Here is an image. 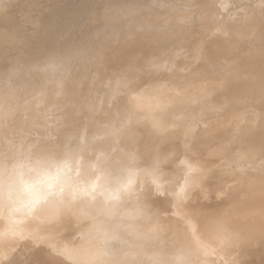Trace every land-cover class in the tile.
<instances>
[{
    "label": "rangeland",
    "instance_id": "1",
    "mask_svg": "<svg viewBox=\"0 0 264 264\" xmlns=\"http://www.w3.org/2000/svg\"><path fill=\"white\" fill-rule=\"evenodd\" d=\"M159 2L162 4V10L159 8V11H156L155 8L159 5ZM189 2V0H0V50L2 49V52L0 51V56L3 55L1 57H4L6 60L8 59L7 61L4 58L0 59V184L6 187L2 190L3 195L14 198L18 195L20 190L19 194L25 202H30L31 200L32 202H36V205H44V199L47 198V195L49 197L51 194L54 195L58 193L55 194V196H61L64 193L67 194V190H69L74 194H78V198L82 197L84 200L88 198L89 200H94L97 197V199L103 198L107 201H111L112 205L114 207L116 206V211H122L124 179L136 178L141 172L140 169L144 168L145 165H156L165 171H161L162 175H160L162 177L160 179V185H163L164 188L169 184L172 185V189L167 192L165 196L160 198L159 203L162 204V206L157 208V211L161 209L162 211L160 212H162V214L165 212V216L171 214H168V212H171L170 203L168 202L174 191H176V186H178V183L181 181L183 173L185 174V166L187 165L185 163V165L182 164V152H178V150L175 151L174 147L170 148V145L166 150V159L158 153H154L155 151H153L154 148L152 147L155 142L150 144L151 141H149L148 138H153L154 135L155 140L158 141L159 139H164L166 133L168 134L175 130V132H179V136L181 140H183L185 135L180 128L182 125L177 122L179 111L176 105L180 103L181 100H189L185 98L187 94H190L187 92L194 91L192 89L193 87L198 96L199 93L201 95L205 92L208 94L200 95L205 98L199 96V101L192 102L186 112L190 110L197 111L201 104L200 101H204L207 98L215 102L219 98L221 100L219 99L217 102L227 100V98H224V87L222 85V88L220 87L218 82L219 78L217 76L223 75L226 68L236 60H238L236 62L237 65L233 64L232 66L236 68L232 70L233 72H236L239 68V72L243 70L247 75L251 74L253 76L255 73L258 74L264 70L262 66L260 68V65L252 64L248 61H245V63L241 61L240 58L242 57V53L244 54V51L248 53V56L253 54L260 55L261 49L257 51V48L254 49L250 47H261L264 45H259L254 42L256 46H251V44L254 43H250L245 48H241L231 44H226L225 46L221 44L219 46H210L208 44L209 36L213 33L217 20L216 11L209 14L205 13L207 18L210 17L206 19V22L204 20V15L199 16L200 21H202L205 26L202 25L201 22H198L199 24H196L197 27H199L201 31L203 29L202 26L206 28L204 32L197 35L199 36L198 41H195L197 49L188 56L185 55L182 59V54L186 51L185 48L189 50L193 45L194 39L196 38L195 34L191 33L188 35V33L185 34L184 29H173L172 26H170L169 18H165V16H175V9L173 7L188 5ZM192 4H194L193 1ZM217 5L218 4L214 6L216 7ZM167 8H171V10L165 11ZM180 25H182V22H180ZM179 32L183 33V35H180ZM29 34L31 36H29ZM186 39L191 40L189 46ZM18 44L19 46H17ZM4 47L6 49L8 48L7 50L9 52H7L6 49L4 50ZM221 53L223 55H221ZM30 55L33 56L31 57ZM179 56L183 60L182 65L184 67L175 68L163 79L158 78L151 82L143 83V86L139 89L133 87L134 82L141 80L144 75L166 73L167 71L160 70L164 65L170 63L171 60ZM9 57H12V59ZM262 57L264 58V55H262ZM9 59H11V63ZM15 59H17V61ZM224 63L228 65L225 64L224 66ZM241 63L244 66L239 65ZM238 66L241 68L243 66V68L240 69ZM238 71L234 73V75L240 74ZM241 75L242 74H240V76ZM204 81L206 86L203 85ZM207 81H210L216 87L213 85V87H211V83ZM162 83L167 90L166 92L163 90L165 88H162L164 87ZM168 83L172 84V87H170ZM179 83H182V88ZM215 83L217 84L215 85ZM159 84L162 86L161 89H159ZM217 85H219L222 90H220ZM144 86H150L149 88L152 89L153 102L156 103L154 108L148 107L149 109H144L134 103V94ZM198 86H200V89ZM178 88H181V90ZM204 88H207V91L206 89L204 90ZM198 89L199 91H196ZM208 89H214L215 92H213V90L210 92ZM160 90H162V94ZM212 92L213 95L211 94V98H209V94ZM158 93L160 94L159 96ZM154 95L157 97H154ZM169 102L173 103L169 104ZM174 103H176V105ZM262 107L263 106H259L256 103L241 102L233 107H226L223 109L237 119H243L245 121L246 119L247 121H264V109ZM214 109L216 111H214ZM214 109L207 113V116L217 113L220 114L222 111L220 107H215ZM154 120L164 125V130H158L153 123ZM159 132L164 133H162V135ZM88 143H90V145ZM221 146L223 148L221 154L223 155V153L230 151L233 145L229 141L226 143L223 141ZM123 151L125 157L124 161ZM91 157L94 160L91 159ZM68 159L72 160L73 163L71 161L69 162ZM180 160L181 162L179 163ZM67 161L69 164L66 163ZM194 161L195 159H191L192 163ZM71 165L73 166L71 167ZM212 165L215 167L214 164H207L206 168L207 166L208 170H210V167L214 168ZM79 166H81V168H79ZM56 167H61L60 169L62 171L60 170L58 172L62 173V177L59 173L55 172L59 170L58 168L55 169ZM183 167H185L184 170ZM50 168H52V170ZM70 169H72L73 172ZM115 169H117V171H115ZM49 170H51L52 176ZM113 170L115 172H113ZM44 171L48 173L46 174ZM70 172L72 175L74 174V176H72ZM110 172L112 174H110ZM55 175L57 178L59 175L58 181L60 185L64 182L62 188L63 190L66 189L64 190L66 192H62L63 190ZM65 175L66 177L63 178ZM41 176L44 177V180ZM37 178H39V180ZM45 178L47 179L45 180ZM65 178H68V180ZM53 179L55 181H53ZM204 179L206 178H203L200 182L197 180L195 181V189L198 187L195 193L199 199H202L208 206L209 210L207 213L212 214V203L215 201V197L218 199L222 195L221 193H212L210 196L205 187L207 181ZM30 180H33V183L36 185L32 184ZM87 180L89 182L93 181V186H86L85 188ZM66 183L70 184L67 185ZM79 183L82 186L76 185ZM31 185H33V187ZM137 185H140V183H134L129 199H136L138 193ZM228 186H231V184H228ZM16 188H18V190ZM78 188L81 192L83 191L84 194L79 193L80 191H76ZM57 189H60V191H57ZM82 189L89 191H86V194ZM45 190L47 193L44 192ZM50 191H53V193H50ZM44 193L46 195H44ZM248 195L250 194L245 192L239 197H230V201L227 202L231 204L240 203V201L243 202L246 200V198L249 197ZM12 207H16L14 203ZM0 208V214H2V211L5 213L3 217H7L8 214L12 212L11 210L9 211L8 208ZM34 210L35 209H33V211ZM13 212V216L11 213L8 218L14 217L16 218L15 220L18 221L15 215L18 216L19 214H16V210ZM251 214L252 213H250V215ZM30 219H26L21 223L22 225L26 223L25 226H27V228L18 224L20 227L25 228L23 232L19 230L23 234L26 232L24 235L20 232L15 234V229L14 236H12L13 238L11 240V244L13 243L15 246H11V252L13 253L9 256L13 257L14 253L18 256L19 252L20 255L23 252L21 258L18 256V260L22 261H20V263L18 261V264H32L35 260L37 261L33 262L35 264H45V259H43V261L40 258L42 255L38 256L37 250L35 251V249L39 243L45 244L43 241H47V238L43 236L45 240L37 239L39 243H34L32 245V240L35 239L34 235H32V237L30 235V233H40L43 230V228H41L43 223H41V225L39 224L40 227H36V223L30 222ZM34 219L36 218H32V220ZM12 221L14 222V220ZM27 221H29L28 223L30 224L27 225ZM72 222L77 223V220H73L71 223ZM96 222L97 221L91 220L86 222V225L87 223H90L89 225H97ZM44 224V232L42 231L41 234L47 235V229L51 234L50 227H52L53 224L50 223V225L48 222L47 224L49 225L46 223ZM57 224L62 225V222L60 224L56 223V225ZM75 225L76 224L73 225L69 222L68 225L63 223L65 227H62L65 229H62L64 231H57V233L64 237H67V231H70V233L68 232V235H70L68 236L70 238L67 237L68 239H71V236L75 234L74 236L77 237L75 241L77 243L75 241L73 242L74 239H71V247L73 245L74 247L78 246V242L83 239L81 235L83 236L82 232L84 230L81 229L82 227L78 226L79 223H77L76 228ZM28 226L30 228H28ZM77 227L80 228L77 229ZM76 230L82 232L76 234ZM27 231H29V233ZM26 234L30 235L26 236V238L28 237L30 239L31 237V241L28 238L26 241L25 237H22L25 240L19 238V236H25ZM16 235L19 238L17 242ZM100 235V233H97L96 236L92 237V239L94 238L93 240L87 238V236L84 237V243H87L85 244V246L87 245L85 248L88 249L89 246L91 248V245L101 244L103 238L102 235ZM36 236L39 237L37 234L35 237ZM74 236H72V238H75ZM66 239L63 241L67 245L62 244L61 247L71 248L67 247L70 245L67 243L69 240L67 239V241ZM77 239L79 241H77ZM158 239L165 242L169 241V238L164 236ZM22 240L28 242L24 244L26 252L24 248H21L24 243ZM65 240L67 242H65ZM263 241H261V243H264ZM29 244L31 245L29 246ZM124 244L123 242V246ZM192 246L193 244L190 247ZM62 248H60L58 253L62 251ZM13 249L15 251H13ZM63 250L65 251H63V255H65L67 249ZM32 251L33 254H31ZM108 251L111 253L110 246H108ZM109 252L103 255V262L100 263V261L98 263L111 264V262H113L112 260L116 257L111 258ZM123 252H125V249H123ZM231 252L232 251L229 252L227 249L223 250L222 255L225 254L226 256L224 255V257L226 258L222 257L220 254V257L218 255L216 257V253L213 254V252H210V255H212V260H218V264H227L230 262L232 255L233 258L237 259V254L233 252L234 255ZM258 252L256 254H258ZM260 252L259 254H262L263 251L260 250ZM29 253L32 258L35 257L34 260L29 257ZM56 254L57 253L54 255ZM68 254L69 252L67 251V255ZM75 254L73 255L75 256ZM207 254L209 253H206V255ZM61 255L59 253V260H56L55 264L74 263L75 257H73L72 254L70 257L67 255L65 257L62 255L61 257ZM210 255H207L208 259H211ZM240 255L241 254H238L239 258L237 261L235 260L237 264L242 261L243 258L245 259V257L242 258L243 255ZM258 255H256V258V256H252L251 254L249 258L252 256L251 260L258 263L262 260L261 257L263 254L259 255L260 257ZM14 258L16 259V257ZM28 258H30V261H27ZM220 258H222L223 261H221ZM253 258L255 260H253ZM132 259L134 263H136L140 262V260L143 261L146 257L140 254L123 256V264L129 261L132 262ZM246 259H248V257H246ZM257 259L259 260L257 261ZM23 260H25V262ZM232 261L233 262L230 263L234 264V259ZM2 262H4L2 264H7L4 260Z\"/></svg>",
    "mask_w": 264,
    "mask_h": 264
},
{
    "label": "bare ground",
    "instance_id": "2",
    "mask_svg": "<svg viewBox=\"0 0 264 264\" xmlns=\"http://www.w3.org/2000/svg\"><path fill=\"white\" fill-rule=\"evenodd\" d=\"M189 1L190 2L188 5L186 4V5H179V6L173 7L175 9V16L174 15L165 16V18H169L170 26H172L173 29H178V30L184 29L185 34L188 33V35L191 33L195 34L196 38L194 39L193 45L191 46V48L189 50H187V48H185V50L187 52L185 51V53L182 54L183 55L182 59L184 58L185 55L188 56L189 54H191L192 52H194L197 49L196 44H195V41H198V37H199L197 35L204 32V30L206 28V27H204L205 24H203L202 21H200L199 16L204 15L205 16L204 20L206 22V19L210 18V17L207 18L206 14L213 13L214 11H216L217 20H216V24H215V28L213 30V33H211V35L209 36V39H208V44L210 46H219L220 44L222 46H225L226 44H231V45H237L238 47H241V48H245L247 45H249L250 43H254V42L256 44H259V45L260 44L264 45V0H189ZM192 1L194 4H192ZM202 1H203V5H202ZM216 4H218V5L215 7L214 5H216ZM161 7H162V4L159 2V5H157L155 10L159 11V8H161ZM160 10H162V8ZM170 10H171V8L165 9V11H170ZM168 14H170V13H168ZM180 22H182V25H180ZM198 22H201L202 25H204V26H202L203 27L202 31L196 25V24H199ZM178 30H174V31H178ZM31 33H32V31H31ZM179 34L183 35V33H181V32H179ZM29 36H31V35L29 34ZM84 36H85V34H84ZM190 41H191L190 39L189 40L186 39L188 46L190 44ZM24 42H25V40H24ZM255 43L251 44V46H256ZM17 46H19V44ZM250 48H254V49L257 48V51H258V49H261L260 55L259 54H255V55L253 54V55L248 56V53H245L246 51H244V54L242 53V55H241L242 57H240L241 61H244V62L248 61V62H251L252 64H258V65H260L259 66L260 68L262 66L264 69V58L262 57V55H264V46L250 47ZM5 49L6 48L4 47V50ZM7 49H6V51L9 52ZM0 51L2 52V49ZM253 51H255V50H253ZM235 52L237 53L236 49H235ZM20 53H22V52H20ZM229 53H230V51H229ZM221 55H223V54L221 53ZM1 56H3V55H1ZM30 56L32 57L33 55H30ZM232 56H234V55H232ZM2 58H4V57H1L0 59H2ZM6 58H8V57H6ZM9 58L12 59V57H9ZM11 59H9L10 63L12 62ZM17 59H15V60L17 61ZM21 59H23V58H21ZM182 59L179 56L176 59L171 60L170 63L164 65L160 71H167L166 73L164 72L165 74L162 73V74L144 75L141 78V80L134 82L133 87L136 89H139L141 86H143V83L151 82L152 80H155L158 78H160V79L165 78L166 76H168V73L170 71L174 70L175 68L184 67L182 65V62H183ZM233 60H235V59H233ZM13 61H14V58H13ZM237 61L238 60H236L229 67H227L226 71L223 75L217 76L219 78L218 82L220 84V87H221V85L224 87V90H223L224 95H225L224 98H227V100H225L223 102H217L220 98L219 99L216 98L217 100L215 102L214 100L212 101V100L207 98L204 101H200L201 104L199 105V108L197 111L190 110V111L186 112L187 108L189 107L190 104H192V102H198L199 98L202 95L208 94L206 92L204 94L202 93V95L199 93V96L201 95L199 97L197 95V93H195V89L193 87L194 84H193L192 89L194 91L193 92H187L190 94H187L186 98H185V99H189V100H181V102L178 103L177 105H176V103H174L177 106V110L179 111V114L178 115L176 114L177 115V122L180 125H182L180 128H181V131L185 135V138L183 140H181V137L179 136V132H175L174 129H173L174 130L173 132L168 133V134L166 133V136L164 137V139H159L158 141H156L154 135H153V138L152 137L148 138L149 141H151L150 144L155 142L153 144V147H152V148H154V150H153V151H155L154 153H158L159 155H161L162 157H164L166 159L167 158L166 157V150L168 149V146L170 145V148L174 147L175 151L178 150V152H182V160H183L182 164L187 165V166H185L186 167V170L184 171L185 174L183 173L181 181L178 183V186H176V189H175L176 191H174L172 197L169 199V202H168V203H170V207H171V209H170L171 212H168V214L169 213H171V214H169L168 216H165V214H164L165 212L163 213L164 215L162 214V212H160V211H162L161 209L160 210L158 209V211H157V208L162 206V204L159 203L160 198L165 196V194L172 189V185L169 184L165 188L163 187V185H160V179L162 177L161 171H164V169L162 170V168L160 169V167H158L156 165H150V166L145 165L144 168L140 169L141 172L139 175L136 176V178H133V179L132 178H130V179L125 178L124 179V181H123V210L122 211H116L115 210L116 206L114 207L112 205L111 201H107L103 198L97 199V197L95 198L96 200L95 199L89 200V198L84 200L82 197L78 198V194H76V193L74 194V193L70 192L69 190H67L68 191L67 194L64 193L61 196H55V194H58V193H55L54 195L51 194V196H49V197L47 195V198L44 199V205H42V204L36 205L35 204L36 202H32L31 200H30V202H25L24 199L19 194L20 190L18 192V195H16L14 198H11V196L8 197V196L3 195L2 190H4L6 187H5V185L0 184V207L8 208L9 211L11 210L12 212L16 210V214H19V215L18 216L15 215V217H17L18 221L20 222L19 223L18 221H16L15 220L16 218H14V217H12L14 219H12L11 217L8 218V216H10L12 212L10 214H8L7 217H5V216L3 217V215H5L4 211H2V214H0V264L4 263V262H2L3 260L6 261L7 264H18L17 263L18 261L20 263L21 260H18V256H20L19 258H21L23 252L21 255L19 252L18 256L15 253H14L15 256L14 255H13V257L9 256L11 253H13V252H11L12 251L11 246L12 245L15 246L13 243L11 244V242H12L11 240L13 238L12 236H14L15 229H16L15 234L20 232V231L23 232V229H25V228H22L19 225L22 222H24L26 219L29 220L31 217L36 218V219H34L35 222H34V220H32V218L30 219V222H33L34 224L36 223V227H40L41 223H43L41 225L42 226L41 228H43V230H44V225H45L44 223L47 224V222H48L49 224L50 223L53 224L52 227H50L51 234L49 233V230L47 229V231H48L47 235L48 236L46 234H41V232L43 230L40 233H35V232H34L35 234L30 233L31 237H32V235H34L35 240H37V239L45 240V238H47V241H43V242H45V244L39 243L38 240L36 242H34L35 240H32L33 241L32 245L34 243H36V244L39 243L37 248L36 249L33 248V249H35V251L37 250L36 252L38 253V256L42 255V257H40V258L42 260L45 259V264H55L56 260L57 261L59 260V257H58L59 253L61 255V252H62V255H63V251H64L63 249H67L66 254L64 253L65 255H63V257H65L67 255V251L69 252V254L67 256L70 257L72 254V256L75 257V261H73L74 263L71 261L73 264H77V263L78 264H100L104 260L103 255L105 253L109 252L108 246H110V250H111V253L109 252L110 257L111 258L116 257L114 260H112L113 262H111V264H123V256L125 257V256L131 255V254H135V255L140 254V255L145 256L146 259H143V261L140 260V262H136V263H134L133 259H132L133 261L130 262L131 261V259H130L129 262L124 263V264H207V263L218 264V260H216V259L212 260V258H211L212 255H210V252H213V254L216 253V257H217V255L220 257V255H222V253H223V250H225V249L229 250V252L232 251L231 252L232 254H234V253L237 254V259L239 258L238 254H241L240 256L243 255L242 258L245 257V259L243 258L242 261L238 260V261H240V262H238V264H240V263H242V264H254V263L255 264H264V246H263L264 243H261V241L264 240V121H260V120L247 121V119L245 121L243 119H237L236 117L230 115L227 111H225V109H223L226 107H233L234 105H237L241 102H247V103H252V104L256 103L259 106H263L262 108L264 109V83H262V82H264V70L258 74L255 73L252 76L251 74L247 75L246 73H244L243 70L239 72L238 71L239 68H238L237 71L242 75L241 76H240V74L234 75V73H237V71L233 72L232 70H235L236 68H234L232 66H233V64L237 65V63H236ZM15 63H17V62H15ZM18 64H19V61H18ZM23 64H25V63H23ZM225 64L226 63H224V66H225ZM229 64H230V62H229ZM4 65H5V63H4ZM191 65H193V64H191ZM226 65H228V64H226ZM239 65H243V64L241 63ZM243 66H242V68H243ZM238 67H240V66H238ZM242 68L240 67V69H242ZM5 69H6V67H5ZM1 71H2V69H1ZM209 80H211V79H209ZM175 81H177V80H175ZM207 82H210V81H207ZM213 83H214V81H213ZM160 84H159V86H160L159 89H161V87H162ZM169 84L170 83H168V85ZM184 84H185V82H184ZM184 84H183V86H184ZM216 84L217 83H215V85ZM171 85L172 84H170V87H172ZM203 85L206 86L205 81H204ZM212 85L213 84L211 83L210 86L213 87L214 85L213 86ZM163 86H164V84H163ZM217 86L219 87V85H217ZM149 87L144 86L137 93H135L133 96L134 103H136L137 105H139L141 108H144V109H149L152 107L154 108L156 106V103L153 102L152 89ZM175 87H174V89H175ZM180 87L182 88V85ZM199 87L200 86H198V88ZM214 87H216V86H214ZM162 88H165V86ZM181 88H178V89L181 90ZM207 88H204V90L206 89V91H207ZM221 88H220V90H222ZM174 89H171V90H174ZM199 89L196 91H199ZM155 90L157 91L156 88H155ZM163 90H165L164 92L167 91L166 88ZM208 90L210 92L212 90H213V92H215L214 89H212V90L208 89ZM160 91L162 94V90H160ZM213 92L209 94V96H210L209 98H211V94L213 95ZM159 93H158V96L160 95ZM220 94H221V92H220ZM154 97H157V96L154 95ZM201 98H205V97L203 96ZM170 103H173V102H169V104ZM215 107H220L222 109L221 112H223V113L220 112V114L217 113V114H211L210 116H207V113H209ZM134 111H136V110H134ZM214 111H216V110L214 109ZM134 116H135V114H134ZM139 119H141V118H139ZM153 123L158 128V130H160V131L164 130L165 126L161 125L159 123V121L154 120ZM159 133H161V132H159ZM162 133H164V132H162ZM223 141L225 143L229 141L234 147L232 146V149L230 151H227L226 153H223V155H222L221 152H223V151H221V150L223 148H222L221 144ZM88 144L90 145V143H88ZM117 144H118V142H117ZM92 145H93V142H92ZM113 147H114V145H113ZM225 147H227V146H225ZM53 151H54V149H53ZM150 153H153V152H150ZM198 153H200L201 155ZM257 154H258V156H257ZM91 159H93V158L91 157ZM191 159H195V161L192 163ZM124 160H125V157H124V151H123V161ZM70 161L72 162V160H69V162ZM64 162H65V160H64ZM74 162H77V161H74ZM180 162H181V160L179 161V163ZM66 163L69 164L68 161ZM79 164L81 165L80 162H79ZM207 164L208 165L214 164L215 167L212 165L214 168L210 167V170H208L207 169L208 166L206 168ZM53 166H52V168H53ZM72 166L73 165H71V167ZM86 167H88V166H86ZM185 167H183V170L185 169ZM52 168H50V169L52 170ZM57 168L58 167H56L55 169H57ZM60 168L61 167H59L58 168L59 170H57L55 172L59 173L62 177V173L58 172L61 170ZM73 168H75V167H73ZM79 168H81V166H79ZM83 168H85V167H83ZM68 169H69V167H68ZM85 169H84V171H85ZM51 170H49L50 174H51V172H50ZM70 170L72 171V169H70ZM111 170H109V171H111ZM46 171H48V170H46ZM46 171H44V172H46ZM93 171H95V170H93ZM101 171H103V170H101ZM115 171H117V169H115ZM115 171L113 170V172H115ZM107 172H108V170H107ZM47 173L48 172H46V174ZM57 173H56V175H57ZM66 174H67V172H66ZM68 174H69V172H68ZM110 174H112V173L110 172ZM71 175H72V173H71ZM85 175H87V174H85ZM97 175H98V173H97ZM51 176H52V174H51ZM72 176H74V174ZM80 176L82 177L81 174H80ZM41 177H43V176H41ZM64 177H66V175L63 176V178ZM170 177H172V176H170ZM56 178H57V176H56ZM58 178H59V175H58ZM58 178H57V181H58ZM203 178H206V179H204L207 181V185L205 187L208 190V194L210 196L212 193L213 194L214 193H216V194L221 193V195H222L218 199L215 197V201H213V203H212L213 204L212 214L207 213L209 210L208 206L206 205V203L202 199H199V197L195 193L196 190L198 189V187H197V189H195V187H196L194 185L195 181L197 180L198 182H200ZM37 179L39 180V178H37ZM46 179L47 178H45V180ZM114 179H117V178H114ZM43 180H44V177H43ZM66 180H68V178ZM84 180H85V178H84ZM53 181H55V180L53 179ZM62 181H63V179H62ZM31 182H32V184H34L33 180ZM92 182L91 181L89 182L87 180L85 183V188H86V186H88V187L93 186ZM136 182L140 183V185H137L138 193H137L136 199L135 198L129 199L131 189L133 188V185ZM58 183H59V181H58ZM70 183H72V182H70ZM70 183H68V184L66 183V184L69 185ZM76 183H78V182H76ZM63 184H64V182H63ZM63 184L60 185V183H59L61 188H62ZM81 184H83V183H81ZM107 184H108V182H107ZM228 184H231V186H228ZM34 185H36V184H34ZM73 185H74V183H73ZM76 185L79 186L80 183L76 184ZM31 186L33 187V185H31ZM66 186H64V187H66ZM80 186H82V185H80ZM88 187H87V189H88ZM76 188H77V186H76ZM96 188H97V186H96ZM16 189L18 190V188H16ZM28 189H30V188H28ZM72 189H73V187H72ZM98 189H99V187H98ZM62 190H63V188H62ZM64 190H66V189H64ZM64 190L62 192H66ZM70 190H71V188H70ZM74 190H73V192H74ZM82 190L85 191V189H82ZM53 191H50V193H53ZM57 191H60V189L59 190L57 189ZM76 191H80L79 193L84 194V192L83 191L81 192V190H79V188ZM86 191H89V190H86ZM44 192H46V190ZM90 192H91V190H90ZM93 192H95V191H93ZM245 192H248L250 195H248L249 197H247L246 200H244L243 202L240 201V203H234V204L227 202V201H230V197L236 198ZM22 193H23V189H22ZM86 194H87V192H86ZM93 194H91V195H93ZM44 195H46V194L44 193ZM59 195H60V193H59ZM80 195H82V194H80ZM96 196H98V195H96ZM89 197H91V196H89ZM34 200H35V198H34ZM37 200H38V198H37ZM13 203L15 204L16 207H12ZM165 205H167V204H165ZM33 209H35V210L33 211ZM0 210H1V208H0ZM227 211H230V212H227ZM13 213H12V216H13ZM250 213H252V214L250 215ZM10 218L12 220H14V222ZM9 219H10V221H9ZM73 220H77V223H79L78 226L82 227L81 228L82 230H84V231L86 230L85 232L81 231L83 233V236L81 235V237L83 239L80 240V242H78L79 245L76 247H74V245L71 247V245H72L71 239H74L73 240V242H74L77 238L74 236L75 234L72 235L75 238H72V236H71V239H68V238H70V237H68V236H70V235H68V232L70 233V231H67V234H66V236L68 238L57 233L58 230L61 231V230L65 229V228H63V227H65V226H63V223L68 225V222H69L70 224H73V225L76 224L77 225V223H73V222L71 223V221H73ZM91 220L97 221L96 222L97 225H89L90 223L89 224L87 223V225H86V222H89ZM28 222L29 221H27V225L30 224ZM61 222H62V225L57 224L58 227H60V228H58L56 223L60 224ZM24 224L26 225V223H24ZM49 224H47V225H49ZM25 225L21 224V226H23V227ZM76 225H75V228H76ZM29 226H28V228H30ZM25 227L27 228V226H25ZM32 228H33V226H32ZM79 228L77 227V229H79ZM27 232L29 233V231H27ZM30 232H32V231H30ZM78 232L81 233L80 231H77V230L75 231L76 234H78ZM25 233L26 232H24V234ZM97 233H100L102 235V238H103L101 244H99L100 246L96 244V245H91V248H90V246L88 249L85 248L87 246V245L85 246V244H87V243H84L85 242L84 237L87 236V238L92 239V237L96 236ZM21 234L24 235L23 233H21ZM36 234L39 237H37V236L35 237ZM30 235L26 234L25 236H19V238H22V237L26 238V236H30ZM162 236L169 238L170 242L169 241L165 242L163 240H159L158 238L159 237L162 238ZM31 237H30V239H31ZM79 237H80V234H79ZM19 238L17 236L16 242H17V239H19ZM27 238H26V241H27ZM66 238L69 240V242H67L68 240ZM22 239L25 240L24 238H22ZM64 239L67 240V241L65 240V242L69 243V245L71 244L70 246H67V247H71V248H66V247L62 248L61 247L62 244H64V245L66 244L63 241ZM22 241H20V242H22ZM77 241H79V240L77 239ZM123 242L125 243L124 246H123ZM18 243H19V240H18ZM25 243L27 244L28 242H24L23 245L21 246V248H24L25 252H26V247H24ZM192 244L194 247L193 246L190 247ZM30 245L31 244H29V246ZM15 248H18V247H15ZM60 248H62V251H60L58 253ZM123 249H125V252H123ZM16 250H18V249H16ZM260 250L263 251L262 252L263 255L259 254V253H261ZM13 251H15V250L13 249ZM256 251L257 252L259 251L258 254L262 255V257H261L262 260H260L258 263L251 260L252 256L258 255V254H256L257 253ZM54 252L57 253L58 255L57 254L54 255L55 254ZM254 252H256V253H254ZM27 253H28V250H27ZM75 253L77 254V256ZM206 253H209L207 255L208 256L210 255L211 259L207 258ZM31 254H33V251L31 252ZM73 254H75V256ZM228 254H230V253H228ZM251 254H252V256L249 258V256ZM34 255H35V253H34ZM62 255H61V257H62ZM224 255L225 254H223L222 257H224ZM14 257H16V259ZM25 257H24V259H25ZM29 257L32 258V256H30V253H29ZM36 257H37V255H36ZM216 257H214V258H216ZM246 257H248V259H246ZM30 258H28L27 261ZM140 258H142V257H140ZM224 258H226V257H224ZM232 258H233V255H232ZM232 258H231L230 262H233L232 260L234 259V264H235L236 263L235 260L237 261V259H235V258L232 259ZM254 258H253V260H255ZM256 258H257V256H256ZM32 259L34 260L35 257H33ZM66 259L71 260L69 258H66ZM220 259H221V261H223L222 258H220ZM62 260H64V259H62ZM225 260H227V259H225ZM258 260L259 259H257V261ZM23 261L25 262V260H23ZM221 261H219V262H221ZM33 262H37V261L35 260ZM33 262H32V264H35ZM98 262H100V263H98ZM68 263H70V262H68ZM229 263H227V264H229ZM230 264H232V263H230Z\"/></svg>",
    "mask_w": 264,
    "mask_h": 264
}]
</instances>
